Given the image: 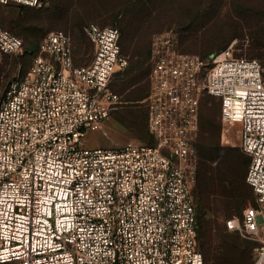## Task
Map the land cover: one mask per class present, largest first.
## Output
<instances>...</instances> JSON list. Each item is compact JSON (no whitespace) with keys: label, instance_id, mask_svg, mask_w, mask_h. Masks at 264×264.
Wrapping results in <instances>:
<instances>
[{"label":"built area","instance_id":"2783aa9c","mask_svg":"<svg viewBox=\"0 0 264 264\" xmlns=\"http://www.w3.org/2000/svg\"><path fill=\"white\" fill-rule=\"evenodd\" d=\"M84 29L90 63H74L71 32L51 30L0 96V264H205L193 192L205 90L222 101V141L233 144L236 132L251 157L256 202L226 226L262 231L254 264H264V64L232 46L205 58L183 50L172 30L159 32L144 99L153 142L90 148L82 139L118 106L111 80L130 60L119 27ZM24 47L0 24V53Z\"/></svg>","mask_w":264,"mask_h":264},{"label":"rangeland","instance_id":"374dc122","mask_svg":"<svg viewBox=\"0 0 264 264\" xmlns=\"http://www.w3.org/2000/svg\"><path fill=\"white\" fill-rule=\"evenodd\" d=\"M90 22L119 27L123 51L130 61L111 83L120 96L118 108L112 110L100 128L87 132L82 139L85 147L153 142L147 128L144 99L150 90L152 39L159 32L172 30L183 50L205 58L232 46L235 55L258 58L264 64V0H42L40 6L0 2V24L21 35L25 42L22 52L0 53V96L13 79L24 76L30 69L38 43L51 30L71 32L74 63H90L93 46L84 29ZM221 116L220 98L203 91L194 136L198 166L201 149L208 142L216 146L213 164L229 155L230 148H240L234 131L233 144L222 141ZM193 192L206 255L215 250L219 234H226L249 253L240 264H252L262 231L248 237L227 229L226 221L241 216L243 209H232L228 216L213 213L207 207L208 199L200 194L197 181ZM261 212L264 213V207Z\"/></svg>","mask_w":264,"mask_h":264},{"label":"trees","instance_id":"16d2710c","mask_svg":"<svg viewBox=\"0 0 264 264\" xmlns=\"http://www.w3.org/2000/svg\"><path fill=\"white\" fill-rule=\"evenodd\" d=\"M36 48L38 49V45ZM116 73L113 75L112 80ZM144 103L147 117V104L145 100ZM117 108L118 106L114 109ZM215 150L216 146L209 142L208 145L201 149L202 159L200 160L197 170V188L200 194L208 199L207 207H209L213 213L221 212L223 215L228 216L232 213V209L244 210L247 206L256 202L254 189L247 181L251 157L241 147L230 148L229 155L217 161L216 164H213ZM198 231L205 264H240L249 256L247 251L237 246L236 240H233L226 234H219V241L215 246V250L213 252L208 251L206 255L203 243L201 242L202 229L199 211ZM254 262L255 257L252 264H254Z\"/></svg>","mask_w":264,"mask_h":264}]
</instances>
